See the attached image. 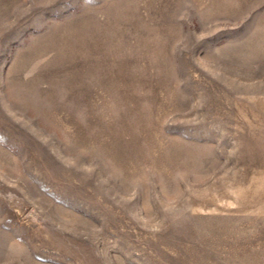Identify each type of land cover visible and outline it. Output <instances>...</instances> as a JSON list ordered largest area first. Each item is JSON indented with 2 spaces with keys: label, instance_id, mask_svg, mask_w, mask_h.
<instances>
[{
  "label": "rangeland",
  "instance_id": "obj_1",
  "mask_svg": "<svg viewBox=\"0 0 264 264\" xmlns=\"http://www.w3.org/2000/svg\"><path fill=\"white\" fill-rule=\"evenodd\" d=\"M0 264H264V0H0Z\"/></svg>",
  "mask_w": 264,
  "mask_h": 264
}]
</instances>
